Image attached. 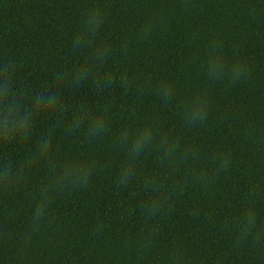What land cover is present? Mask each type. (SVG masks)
Returning <instances> with one entry per match:
<instances>
[{
  "label": "trees",
  "instance_id": "16d2710c",
  "mask_svg": "<svg viewBox=\"0 0 264 264\" xmlns=\"http://www.w3.org/2000/svg\"><path fill=\"white\" fill-rule=\"evenodd\" d=\"M7 62L0 264H264V0H0Z\"/></svg>",
  "mask_w": 264,
  "mask_h": 264
},
{
  "label": "clouds",
  "instance_id": "9594fccd",
  "mask_svg": "<svg viewBox=\"0 0 264 264\" xmlns=\"http://www.w3.org/2000/svg\"><path fill=\"white\" fill-rule=\"evenodd\" d=\"M102 23L101 12L99 9H92L88 13L86 23L80 32V34L74 40V48L77 49H86L89 47L91 41L95 38L96 33L100 30ZM107 50L101 47L95 48L91 59L97 65L102 64L106 59ZM215 69L210 66L209 71H214ZM13 71V65L10 62H7L3 65V68L0 69V125L3 126L5 130L12 128V122L15 120L18 124H22V118L18 116L17 108L18 105L13 101V92H12V82L11 74ZM240 71L236 70L234 75L239 76ZM78 124V122H77ZM104 124L102 121L95 123L93 127H90L88 132L89 135L93 133H98L102 131ZM7 139L8 137H3ZM150 139L146 137L141 143H145ZM142 150V148H141ZM68 180L72 179L70 173L65 174ZM80 183H86L87 177H76ZM125 181L122 180L121 183ZM43 205V201H42ZM44 207L38 206L35 211V219H39L44 214Z\"/></svg>",
  "mask_w": 264,
  "mask_h": 264
}]
</instances>
